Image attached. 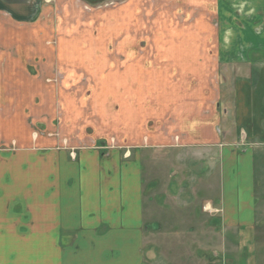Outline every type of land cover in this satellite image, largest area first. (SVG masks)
Wrapping results in <instances>:
<instances>
[{
    "label": "crops",
    "instance_id": "obj_1",
    "mask_svg": "<svg viewBox=\"0 0 264 264\" xmlns=\"http://www.w3.org/2000/svg\"><path fill=\"white\" fill-rule=\"evenodd\" d=\"M223 4L0 0V264H264V33Z\"/></svg>",
    "mask_w": 264,
    "mask_h": 264
},
{
    "label": "rangeland",
    "instance_id": "obj_2",
    "mask_svg": "<svg viewBox=\"0 0 264 264\" xmlns=\"http://www.w3.org/2000/svg\"><path fill=\"white\" fill-rule=\"evenodd\" d=\"M255 0H223V8L224 11H230V14L228 19L230 20V24H227L230 26V30L232 31V42L234 45L239 46H249V45H255L258 44V36L261 37L264 33V21L259 22L258 20L254 19L253 16V6H254ZM48 3H50V0H48ZM259 6V5H258ZM261 9V8H260ZM262 12H264L262 10ZM220 21L217 22V25H220ZM243 33L245 35L250 36L248 39H240L238 38V33ZM245 56V55H240ZM220 72V71H219ZM225 75L228 77L229 73L231 78H238L237 77V71L235 70L233 72L225 71L223 70ZM239 72V71H238ZM247 72V70H246ZM242 74V72H240ZM218 79V78H217ZM114 142V141H113ZM144 155L142 156L143 160H146V167L148 175H151V177H155L153 179V186H147L145 187L146 194L150 195V197H153V195L158 194L161 192V189L164 186H167L168 180H169V171L173 168V162H162L160 159V156L157 155L158 153L161 155V158L167 160H171L173 158L174 151L172 149H159L156 151H143ZM156 154V155H155ZM161 168L167 174L163 177L162 175L158 174V169ZM148 170L151 174H149ZM156 173V175H155ZM149 176H146V178ZM148 181V179L145 180V184ZM157 198V197H156Z\"/></svg>",
    "mask_w": 264,
    "mask_h": 264
}]
</instances>
